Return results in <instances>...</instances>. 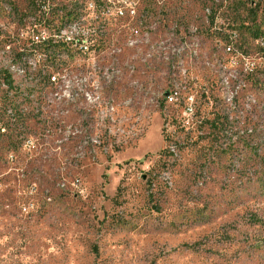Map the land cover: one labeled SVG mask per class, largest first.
Wrapping results in <instances>:
<instances>
[{"label": "rangeland", "instance_id": "1", "mask_svg": "<svg viewBox=\"0 0 264 264\" xmlns=\"http://www.w3.org/2000/svg\"><path fill=\"white\" fill-rule=\"evenodd\" d=\"M244 1L0 0V264H264V61L230 31L252 26ZM44 27L26 68L14 53Z\"/></svg>", "mask_w": 264, "mask_h": 264}, {"label": "built area", "instance_id": "2", "mask_svg": "<svg viewBox=\"0 0 264 264\" xmlns=\"http://www.w3.org/2000/svg\"><path fill=\"white\" fill-rule=\"evenodd\" d=\"M40 31V30H39ZM68 31L67 29L61 31V33L58 32V34H55L53 37H61L62 41L64 42L63 44H68V45H73V44H83L84 42H88V40H81L78 39V37H74L73 39L67 35ZM81 34V33H80ZM51 36L49 34V31L47 28L44 27L43 30H41L39 33L34 34L33 35V44L31 48H24L22 49L20 52L18 53H14V57H21V60L24 61L25 66L27 68V59L33 55H35V53H37V47L38 46H43L46 45L47 43L51 42ZM54 42H56V40H54ZM4 51H10V56H13V52L11 49V45H6ZM49 81L50 82H56L57 81V77L56 76H49ZM0 98L2 99H6L7 98V94H2V92L0 91ZM179 95L180 92L178 91V89H174L172 91H170L169 93H167L166 98L167 101L170 103H177L179 102ZM185 105L183 108V113L185 116L189 117L191 115H193L194 113V97L192 95H187V97L185 98ZM6 108V110H5ZM1 109V108H0ZM2 109L4 111L7 112V106H5L4 108L2 107ZM1 122V120H0ZM2 123V122H1ZM0 123V133H4L6 131V127L3 123L1 125ZM9 125H13V124H9Z\"/></svg>", "mask_w": 264, "mask_h": 264}, {"label": "trees", "instance_id": "3", "mask_svg": "<svg viewBox=\"0 0 264 264\" xmlns=\"http://www.w3.org/2000/svg\"><path fill=\"white\" fill-rule=\"evenodd\" d=\"M261 1L262 0H245L242 2L243 5L247 3L251 4L250 16L252 18V26H246L243 20L239 26L234 25L230 31L236 35V44L240 45L242 49L245 47L243 51L247 55L256 52L260 54L264 61V9L261 14L258 13ZM235 23L236 22H234V24ZM245 29H248V33L245 32ZM256 42L258 43L255 44ZM260 72L264 73V70H261ZM9 83H11V81H9Z\"/></svg>", "mask_w": 264, "mask_h": 264}, {"label": "bare ground", "instance_id": "4", "mask_svg": "<svg viewBox=\"0 0 264 264\" xmlns=\"http://www.w3.org/2000/svg\"><path fill=\"white\" fill-rule=\"evenodd\" d=\"M6 52V51H5ZM10 52V51H9ZM13 61V60H12ZM17 61V60H16ZM15 63V62H14ZM22 64V63H21ZM23 64H25V63H23ZM25 66V65H24ZM21 67V66H20ZM26 67V66H25ZM13 68L15 69V68H17V66L16 65H13ZM13 69V70H14ZM26 69V68H25ZM7 74H9V73H7ZM22 74V73H21ZM10 75V74H9ZM17 75V74H16ZM11 76V75H10ZM15 79V78H14ZM11 81V80H10ZM13 84V83H12ZM11 84V85H12ZM11 87V86H10ZM79 88H80V86H79ZM67 91V90H66ZM70 93V92H69ZM65 95H66V93H65ZM94 95V94H93ZM71 96V95H70ZM93 98V97H92ZM92 100V99H91ZM85 102V101H84ZM11 108V107H10ZM15 108H16V106H15ZM10 113V112H9Z\"/></svg>", "mask_w": 264, "mask_h": 264}]
</instances>
